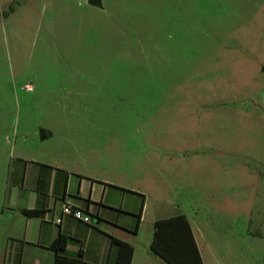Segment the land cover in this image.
<instances>
[{"label":"rangeland","instance_id":"obj_1","mask_svg":"<svg viewBox=\"0 0 264 264\" xmlns=\"http://www.w3.org/2000/svg\"><path fill=\"white\" fill-rule=\"evenodd\" d=\"M29 1L0 0V117L128 166L204 264H264V0Z\"/></svg>","mask_w":264,"mask_h":264},{"label":"crops","instance_id":"obj_2","mask_svg":"<svg viewBox=\"0 0 264 264\" xmlns=\"http://www.w3.org/2000/svg\"><path fill=\"white\" fill-rule=\"evenodd\" d=\"M30 1L50 11L63 5L61 0ZM20 131L17 117H0V264H54L50 246L59 236L66 239L64 256L88 264H116L113 239L133 248L130 264H167L150 246L155 222L171 217L161 215L163 208L148 213V199L132 188L128 166L104 155L93 160L76 137L46 128L28 135ZM65 203L89 212L91 224L61 215ZM58 217L59 225L54 223Z\"/></svg>","mask_w":264,"mask_h":264},{"label":"trees","instance_id":"obj_3","mask_svg":"<svg viewBox=\"0 0 264 264\" xmlns=\"http://www.w3.org/2000/svg\"><path fill=\"white\" fill-rule=\"evenodd\" d=\"M25 214L36 215L38 212H25ZM139 220L140 214L137 223ZM112 241L118 246L116 264H130L133 248L118 240ZM50 248L56 255L54 264H88L81 259L64 256L66 239L63 236H59ZM150 249L167 264H203L190 223L184 215L156 221Z\"/></svg>","mask_w":264,"mask_h":264},{"label":"built area","instance_id":"obj_4","mask_svg":"<svg viewBox=\"0 0 264 264\" xmlns=\"http://www.w3.org/2000/svg\"><path fill=\"white\" fill-rule=\"evenodd\" d=\"M61 215L70 216L77 221H81L85 224H91V216L89 212L82 210L72 204L65 203L61 209ZM54 223L59 225L61 223L60 217L54 220Z\"/></svg>","mask_w":264,"mask_h":264}]
</instances>
